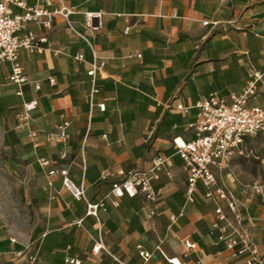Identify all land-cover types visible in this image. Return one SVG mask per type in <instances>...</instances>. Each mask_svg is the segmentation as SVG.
Here are the masks:
<instances>
[{"label":"crops","instance_id":"obj_1","mask_svg":"<svg viewBox=\"0 0 264 264\" xmlns=\"http://www.w3.org/2000/svg\"><path fill=\"white\" fill-rule=\"evenodd\" d=\"M62 1L77 8L68 20L90 39L97 60L106 65L93 81L88 76L95 60L91 48L57 15L50 28L30 23L21 33L47 40L42 53H20L30 81L22 87L24 98L10 80L11 65L0 66V115H8L0 125L8 143L3 161L35 209L33 228L25 236L12 234L0 221V264H170L171 259L247 264L249 254L235 257L236 251L220 240L216 206L202 185L195 202L186 203L188 173L176 155L175 140L194 138L190 126L199 101L215 94L231 103L257 74L263 78L250 105H264V0ZM24 2L27 8L38 5V0ZM60 8L56 0L47 7ZM13 12L25 15L26 9L13 7ZM86 14L97 15L98 31L87 27ZM79 54L84 62L75 60ZM33 99L38 109L30 126L23 127L14 115ZM62 121L71 123L67 143L50 139ZM31 132L37 133L38 147ZM259 138L264 135L246 141L248 153L249 144ZM64 152L67 157L61 159ZM158 156L171 157L173 166L154 182L156 202L142 194L131 199L112 193L114 184L133 171H148ZM245 158H235L219 176L238 199L243 222L221 202L228 220L219 225L228 235L248 233L264 257V200L252 189L264 178L241 171L238 163ZM41 160L52 164L43 167ZM60 168L84 186L88 203L104 205L97 217L87 215V203L74 198L59 173L49 174ZM183 210L185 216L173 222ZM100 242L105 250L96 256L93 249ZM185 242L195 249L188 251ZM142 250L152 254L149 262Z\"/></svg>","mask_w":264,"mask_h":264},{"label":"built area","instance_id":"obj_2","mask_svg":"<svg viewBox=\"0 0 264 264\" xmlns=\"http://www.w3.org/2000/svg\"><path fill=\"white\" fill-rule=\"evenodd\" d=\"M55 0H38V5L34 8H27L24 0H0V66L9 63L12 68L11 82L17 85L20 90L18 96L24 98L22 87L29 84L23 66L20 63L21 51L29 53H42L44 49L41 44L47 43L46 39H38V37L25 31L30 23L50 28L54 18L57 15L67 19L68 27L82 40H84L91 48L95 60L92 64V70L88 72V76L95 81L97 72L104 69L106 63L99 62L96 57V51L90 39L81 33L68 20L70 16L78 13L77 8L67 7L62 0H56L61 4V8L49 11L47 7L53 6ZM13 7L26 9L25 15H15ZM97 15L86 14V25L92 31L96 32L99 27L94 25L93 20ZM217 26L218 23H214ZM206 26L209 22L205 23ZM128 33V30L126 31ZM139 59L142 55L137 56ZM78 62H84L85 56L79 54L75 57ZM263 78V75H256V80L251 82L238 96L232 97V102L220 98L213 94L199 101L195 108L197 109L196 121L190 126L194 138L189 142L175 140L176 155L185 163L188 173L186 203H194L197 190L200 185L206 189V198L216 206L217 224L216 228L220 230V240L227 241V247L231 251H236L234 256H242L249 254L250 260L247 264H264V257L260 256L252 243L250 235L246 232L238 233L235 236L228 235V231L220 227V222L227 221L228 217L221 202H225L232 216L241 225L242 213L239 210V201L234 194L219 182V176L230 168L232 161L237 157H248L245 149L246 141L249 138H256L264 135V105L251 106L250 102L258 95L257 83ZM54 84V79L51 80ZM35 89L40 91L41 86L35 84ZM39 106L38 99L30 102L24 101L23 113L19 116L23 122V127H29L30 121ZM105 110V105L100 106ZM179 110L187 112L188 109L183 106L178 107ZM71 123L62 121L57 132L50 136L51 140L60 143H67L69 140V129ZM35 143L37 138L36 132L29 135ZM67 153H62L61 159H66ZM43 167L50 166L51 161L41 160ZM173 166L172 158L158 156L152 160L151 169L148 171H133L120 183L113 185L112 193L117 198L128 196L131 199L137 198L142 194L148 201H157V192L154 182L159 181L161 174ZM60 174L63 177V185L72 193L77 201L85 200L88 207L87 215L97 217L100 208H104L103 204L93 205L88 203L85 196V188L83 185L77 186L69 176V171L65 168L53 170L49 174L54 176ZM255 194L264 200V183L256 182L252 185ZM185 216L183 210L178 217H172V221H176L180 217ZM82 223V221H80ZM188 251L195 249V245L190 242L184 243ZM238 248V250H236ZM105 250L103 244L98 243L94 249V255H98L100 251ZM160 250V248H159ZM110 254V253H109ZM141 257L149 262L152 254L145 251L140 252ZM35 256L32 260H36ZM170 264H181L179 259L168 260ZM69 264H82L80 260H70ZM23 264V263H18Z\"/></svg>","mask_w":264,"mask_h":264},{"label":"rangeland","instance_id":"obj_3","mask_svg":"<svg viewBox=\"0 0 264 264\" xmlns=\"http://www.w3.org/2000/svg\"><path fill=\"white\" fill-rule=\"evenodd\" d=\"M16 113L14 121L19 125V115ZM6 114L0 115V125L5 123ZM248 157L239 161L242 172L249 174L254 179L264 178V140L256 139L249 144ZM8 143L4 141V135L0 130V221L6 225L7 229L14 235L25 236L31 232L34 207L30 206L24 199L20 191V184L9 174L3 157L8 153Z\"/></svg>","mask_w":264,"mask_h":264},{"label":"bare ground","instance_id":"obj_4","mask_svg":"<svg viewBox=\"0 0 264 264\" xmlns=\"http://www.w3.org/2000/svg\"><path fill=\"white\" fill-rule=\"evenodd\" d=\"M180 143H181V141H180Z\"/></svg>","mask_w":264,"mask_h":264}]
</instances>
